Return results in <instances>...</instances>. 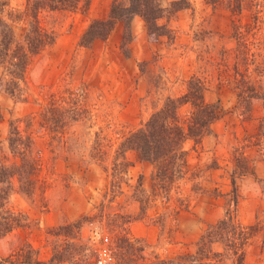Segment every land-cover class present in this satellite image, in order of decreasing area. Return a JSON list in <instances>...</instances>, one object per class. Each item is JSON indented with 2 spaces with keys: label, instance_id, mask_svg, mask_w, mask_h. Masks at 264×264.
Returning <instances> with one entry per match:
<instances>
[{
  "label": "rangeland",
  "instance_id": "rangeland-1",
  "mask_svg": "<svg viewBox=\"0 0 264 264\" xmlns=\"http://www.w3.org/2000/svg\"><path fill=\"white\" fill-rule=\"evenodd\" d=\"M6 1L21 36L28 0ZM173 1L160 0L165 8ZM111 2L92 0L85 14H42V25L56 33V43L33 60L23 81L7 78L19 88L17 98L0 92L1 155L8 154L11 121L25 135L31 116L29 130L42 166L29 196L14 181L11 206L28 223L0 241V253L7 256L29 243L49 262L57 245L65 254L61 264H95L93 234L98 233L110 239L115 264L175 259L181 251L193 253L196 242L188 240L225 216L231 204L225 194L229 196L235 180L237 220L258 225L244 264H264V185L252 177L250 160L264 162V13L254 19L261 2L188 0V9L159 22L170 30L166 36H149L143 20L135 18L126 54L123 25L108 40L79 47L90 22L105 18ZM3 72L0 67V78ZM193 79L205 87L207 102L224 108L217 122L232 119L226 133L188 139L187 174L165 190L155 189L153 166L136 151L123 153L118 146L168 99L184 96ZM248 98L252 109L244 116ZM49 112L62 119L63 128L51 126ZM191 112L189 104L179 108L186 122ZM59 137L67 142L63 149ZM123 154L132 163L128 172L119 164ZM79 221L80 228L68 234L59 230ZM139 224L155 229L156 245L133 234Z\"/></svg>",
  "mask_w": 264,
  "mask_h": 264
},
{
  "label": "trees",
  "instance_id": "trees-1",
  "mask_svg": "<svg viewBox=\"0 0 264 264\" xmlns=\"http://www.w3.org/2000/svg\"><path fill=\"white\" fill-rule=\"evenodd\" d=\"M257 1L261 3L255 6L254 19L256 20L264 13V0ZM91 4L92 0H28V8L23 15L26 30L19 36L13 19L10 20L15 16L12 12H8L9 2L0 0V67L4 68L0 78V92L17 98L20 90L16 91L15 89L19 88H13L7 78L11 77L15 82L23 81L33 60L47 47L56 43V33L42 25V14L46 12L48 14H85L89 12ZM189 4L188 0H176L165 8L160 0H112L108 15L90 22L78 46L90 48L98 40L106 41L118 26L123 25L124 40L121 48L126 54L127 51L124 48L132 41V24L135 18H141L148 35L157 39L170 33L167 25L159 22L165 18L169 19L181 10L188 9ZM20 21L18 19L17 23ZM205 91V87L198 79L191 80L184 96L179 99H168L164 107L152 114L142 128L132 133L118 146L119 151L123 153L130 150L136 151L141 161L153 166L152 178L157 181L155 189L165 190L174 180L187 174L188 154L184 149L185 142L188 139L199 141L210 135L212 125L225 115V110L219 102L206 101ZM251 91L253 96L258 97L253 88ZM250 100L248 98L245 101L244 116H249L251 113ZM184 104H189L192 109L191 120L187 122L179 115V108ZM49 113L51 126L53 125L57 130V125L60 124L59 127L63 128L62 119L54 116V112ZM31 120V116L26 119L28 124L25 135L16 127L15 122L11 121L10 133L6 140L8 154L2 156L0 153V241L18 229L26 227L28 223L24 215L13 209L10 200L15 192L16 179L19 183L18 190L29 196L41 172V156H38L35 151L36 145L29 130ZM57 142L60 149L67 145L63 137H59ZM119 164L127 172L132 166L124 154ZM251 172L254 176V172ZM256 180L264 185L263 180L257 178ZM236 190L235 180H233L232 191L229 196L226 194L227 198L231 197L230 208L222 219L207 227L195 244L196 250L193 253L180 254L171 260L162 259L158 264H244L246 248L256 235L258 225L244 226L237 220ZM80 224L81 221L63 226L59 230L67 231L65 234H68L72 229L80 228ZM54 249L52 260L46 262L40 259L37 249L29 243H24L7 256L0 253V264H61L65 261V254L57 250V245Z\"/></svg>",
  "mask_w": 264,
  "mask_h": 264
},
{
  "label": "crops",
  "instance_id": "crops-1",
  "mask_svg": "<svg viewBox=\"0 0 264 264\" xmlns=\"http://www.w3.org/2000/svg\"><path fill=\"white\" fill-rule=\"evenodd\" d=\"M230 119H232V118H225L223 121H222V123L221 122H215L213 125H212V131L214 132V134H220V133H224V130L226 129V122L227 121H229ZM226 120V121H225ZM228 131V130H227ZM225 133H226V130H225ZM208 139V141H210V139H209V137L208 138H204V140H203V143H205V140H207ZM207 141V142H208ZM202 143V144H203ZM249 158V157H248ZM250 159V158H249ZM251 161H253V167H254V172H255V174H254V176H252L253 178H257V179H260V180H264V162L263 161H260V160H253V159H250ZM204 188V187H203ZM226 195V194H225ZM225 195L223 196L224 198H225ZM226 212V211H225ZM240 217L241 218H243V219H249V216L247 215V216H245V215H243V214H241L240 215ZM251 218V217H250ZM240 221L242 222V220L240 219ZM212 224H215V222L214 223H210L209 225H212ZM244 224H246V225H248L247 224V222L245 223L244 222ZM208 227V226H207ZM150 228H147L145 225H143V224H139V226L137 227V226H134L133 227V229H132V232H133V234L135 235V236H137V237H142V238H144V239H146L147 241H148V243L150 244V245H156L157 244V241H158V239H157V236L155 235V233H154V231H155V229L154 228H151L150 229V232L152 233V235H150V236H148L147 235V230H149ZM206 229V228H205ZM205 229L203 228V229H201V230H199V229H195V230H199V232L197 233H195V230H194V233H195V236H194V238H191V239H189L188 240V243H197V241L200 239V237L202 236V234H203V232L205 231ZM140 230V231H139ZM156 232V231H155ZM195 243V244H196ZM176 252H178V251H176ZM179 253V252H178ZM187 253V252H186ZM185 253V251H181V254H186ZM41 259V258H40ZM162 259H167V260H171L172 258H164V257H162ZM42 260V259H41Z\"/></svg>",
  "mask_w": 264,
  "mask_h": 264
},
{
  "label": "built area",
  "instance_id": "built-area-1",
  "mask_svg": "<svg viewBox=\"0 0 264 264\" xmlns=\"http://www.w3.org/2000/svg\"><path fill=\"white\" fill-rule=\"evenodd\" d=\"M95 242V264H115L114 249L110 239L107 236L93 234Z\"/></svg>",
  "mask_w": 264,
  "mask_h": 264
}]
</instances>
